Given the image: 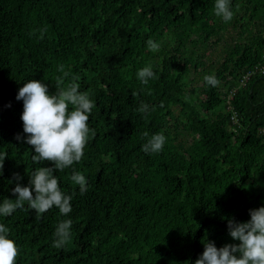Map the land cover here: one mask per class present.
Listing matches in <instances>:
<instances>
[{"label": "trees", "instance_id": "1", "mask_svg": "<svg viewBox=\"0 0 264 264\" xmlns=\"http://www.w3.org/2000/svg\"><path fill=\"white\" fill-rule=\"evenodd\" d=\"M214 2L0 0V153H8L0 202L15 199V174L26 186L40 166L16 99L24 82L41 80L54 93L65 65L94 101L88 124L96 132L79 163L54 173L74 193L69 214L53 207L0 216L20 249L16 264H193L205 239L238 243L227 219L245 222L264 206V74L240 83L264 63V0H231L227 23ZM44 27L43 39L30 35ZM218 45L221 59H213ZM149 64L158 78L142 85L137 72ZM208 74L218 86L205 83ZM141 102L147 114L137 111ZM144 132L166 137L161 152L141 150ZM73 170L86 176L83 195ZM69 219L71 237L56 248V226Z\"/></svg>", "mask_w": 264, "mask_h": 264}, {"label": "clouds", "instance_id": "2", "mask_svg": "<svg viewBox=\"0 0 264 264\" xmlns=\"http://www.w3.org/2000/svg\"><path fill=\"white\" fill-rule=\"evenodd\" d=\"M214 14L225 23L230 22L234 17L231 0H215ZM46 32L47 28L44 27L34 29L30 35L43 39ZM148 47L155 52L160 46L149 40ZM57 71L60 75L55 77L54 93H50L48 85L38 79H29L18 89L16 99L23 101L20 119L23 122L26 143L34 149L31 156L33 164L40 166L32 171L26 186L18 182L22 177L15 174L17 183L12 189L15 199L4 198L0 202V216L7 217L17 209L34 210L38 216L53 207L59 209L63 215L72 210L74 193L65 194L54 173L79 163L88 141L95 138V129L88 124L94 101L89 93L79 90L76 78L70 70H66L65 65H58ZM137 78L142 85H147L150 80L158 77L149 64L138 70ZM203 79L211 87L219 84L214 74L205 75ZM149 110V105L144 102L137 109L143 114H147ZM143 136L146 138L141 146L144 153L154 154L163 150L166 137L162 133L149 136L148 132H144ZM20 139L18 135L17 140ZM7 155L6 151L0 153V175ZM44 162H50L51 166H41ZM71 180L79 186L81 195L87 192L88 184L84 174L73 170ZM249 216L250 219L245 222L234 218L227 219L228 234L238 243H226L218 248L213 241L205 239L203 252L193 264H264V206L249 209ZM71 224L70 219L57 224L54 247L61 248L69 241ZM19 254L20 249L16 242L9 238V228L0 224V264H16Z\"/></svg>", "mask_w": 264, "mask_h": 264}, {"label": "built area", "instance_id": "3", "mask_svg": "<svg viewBox=\"0 0 264 264\" xmlns=\"http://www.w3.org/2000/svg\"><path fill=\"white\" fill-rule=\"evenodd\" d=\"M262 38L264 39V30L261 34ZM263 59H264V55H263ZM258 73L264 74V63L262 65H255L249 69H247L245 71V73L242 75L241 79H240V83L244 84V82L251 76H254ZM235 91H231L230 94L231 96L234 94Z\"/></svg>", "mask_w": 264, "mask_h": 264}, {"label": "rangeland", "instance_id": "4", "mask_svg": "<svg viewBox=\"0 0 264 264\" xmlns=\"http://www.w3.org/2000/svg\"><path fill=\"white\" fill-rule=\"evenodd\" d=\"M221 45L216 46L215 48H213L214 51H212V53L210 54L211 58L213 59H221L220 57V50H221ZM195 72V71H193ZM191 84L194 86H198L200 84V79L196 78L195 76H193V79H191Z\"/></svg>", "mask_w": 264, "mask_h": 264}]
</instances>
